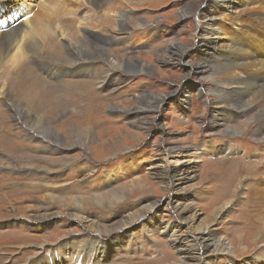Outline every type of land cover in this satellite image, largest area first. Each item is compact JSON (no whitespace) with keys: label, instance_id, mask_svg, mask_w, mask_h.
<instances>
[{"label":"rangeland","instance_id":"1","mask_svg":"<svg viewBox=\"0 0 264 264\" xmlns=\"http://www.w3.org/2000/svg\"><path fill=\"white\" fill-rule=\"evenodd\" d=\"M78 1L58 0L49 5L53 11L47 13L41 9L43 0H0L5 3L0 17H18L14 22L21 26L25 15L32 23L38 18L45 29L37 60L29 57L19 68L0 66V168L6 172L0 173V264H25L38 253L51 254L49 257L69 253L73 257L80 251L92 256L87 245H75L77 237L110 243L109 250L105 249L108 260L114 252L127 249L112 261L104 259L103 264H177L181 255L186 264H194L193 257L199 252L197 235L186 224L179 225L173 239L161 230L165 224L180 221L172 208L177 204L184 216L198 213L196 224L211 222L214 211L224 206L218 222L208 227L210 239L222 238L230 244L237 236L256 239L254 234L263 226L252 221L250 212L261 196L264 209V117L260 118L264 79L253 81L252 85L259 86L241 99L251 102L248 110L241 111L217 104L209 92L213 86L201 80L199 73L216 48L221 54L227 50L231 15L236 12L244 15L242 20L250 21L243 9L264 13V0ZM184 6L188 14L177 17ZM201 12L221 19L222 36L207 35L197 22ZM248 24L254 29H240L238 46L254 58L264 59L259 40L264 27L255 21ZM56 25L65 32L58 33ZM250 34H258V41L253 36L244 39ZM172 42L182 46L174 57L166 51ZM20 50L27 56L23 46ZM130 63H143L149 69L139 74L124 71L122 66ZM50 70L56 76L47 75ZM2 87L12 92V101L5 91L2 97ZM149 92L164 101L157 108L138 112V97ZM138 118L146 120L143 128L138 127ZM34 123L44 131L50 128V139L39 135L31 127ZM70 129L89 132L85 148L73 146ZM7 132L12 139H4ZM60 137L63 143L52 140ZM9 152L8 162L4 155ZM21 155L38 160L23 168L22 161L16 159ZM63 162L67 164L62 166ZM181 171L186 177L171 184L169 176ZM120 186H125L128 194L118 205L111 206L107 197L103 203L92 198ZM49 196L62 197V205ZM146 208L149 211L130 224L126 235H119L121 231L98 235L83 221L116 228L124 217L139 216ZM7 225L12 230L1 232ZM253 243L243 253L231 249L230 255H215L210 264H251L257 253L263 252L264 257V233ZM182 246L186 250L180 251ZM153 248L160 251L157 261L153 260ZM145 250V256H140ZM77 261L73 264H84ZM255 264L264 262L255 260Z\"/></svg>","mask_w":264,"mask_h":264},{"label":"bare ground","instance_id":"2","mask_svg":"<svg viewBox=\"0 0 264 264\" xmlns=\"http://www.w3.org/2000/svg\"><path fill=\"white\" fill-rule=\"evenodd\" d=\"M13 1H15V0H13ZM25 1H28V0H22V2H25ZM57 1L58 0H43V3L41 5L42 11H45L47 13L48 12H52L53 10L50 9L49 5L51 6V4H54ZM61 1H63V0H59V2H61ZM236 1L237 0H232V2H234V3H236ZM57 4H59V3H57ZM2 5H5V3L4 2L0 3V7ZM38 5H40V4H38ZM220 6H218V8ZM202 7H203V5H202ZM233 8H234L233 6L228 7V9L230 11H233ZM7 9H9L8 5H7ZM28 9L29 8L26 9V13L28 12ZM188 10L189 9L187 7H185V6L182 7V9H180L177 12V17H179V16L183 17V16L187 15L188 14ZM245 10L246 9H243L242 12H245L247 14V16L249 17L250 21L242 20L241 16H244V15L237 16L236 12H234L233 15L230 14L231 17H232V20L230 21V24L232 26V34L234 36V39L232 38V34L230 33L229 34V41H228V44H227L228 48L225 51V53L221 54V50L216 48L214 50V57L207 61V63L204 66L203 70L200 71V73H199L201 80H203L205 82H208V83H210L213 86L212 90H210L209 92L214 95V97L216 98L217 104L225 105V106L227 105L230 108H234L236 110H241V111H245L244 109L248 110L250 108V106H251L250 104H248V103H251L250 101H247L246 99H245L246 101H244V100H241V99H243V97L245 96L246 93H249V95H250L253 92V90H255V88H257L259 86L258 83H255L254 85H252L253 81L257 80V79H262V80L264 79V59L258 57L257 54H256L257 57L254 58L251 54H249V52L244 51L242 49V47L238 46V41L241 39L240 29L241 28H244L246 30L254 29V25L251 27L248 24L251 21H255L256 23L259 24V26L261 25V26L264 27V17H259V16L263 15L264 13H262L263 10L261 11V10H257V9H249V10H246V11ZM75 11H76V9H75ZM70 12H72V11H70ZM1 13L3 14L5 12L2 11ZM204 14L205 13L201 12L200 16L198 17L199 20H198V18L196 19V20H198L197 21L198 24L201 25L200 27L204 28L205 31L207 32V35H209V36H212L214 33H216L217 36H222L223 35L222 34L223 31H221L222 29H221L220 24H219V22H221V19L214 17V13H212L211 16H207L205 14L206 17L204 16ZM12 15H15V13L12 14ZM17 16H19V15H17ZM46 16H48V15H46ZM3 18L5 20L1 21V19H3ZM23 18H24L23 19L24 20V24L21 26L20 23H18V22L15 23L14 22L16 19H18V17L17 18H10L7 15H2V17H0V26H3V29L0 28V30H1L0 31V66L10 65L12 67H18L19 68L25 62V60H27L29 57L35 58L36 60L40 57V54H39L40 39H41V42H42L43 38H41V37H44L42 31L45 30V29L41 28V21H43V20L40 21V19L37 18L32 23V22H29V20L26 19V15ZM229 19H230V16H227V20H229ZM197 22H196V24H197ZM46 23H48V22H46ZM49 25H50V23H49ZM143 25L144 24H139L138 27H141ZM47 27H48V25H47ZM55 27H56V30L58 29V33H59V31H61L63 33V31H64L63 28H61L59 25H56ZM44 28H46V27H44ZM41 32H42V34H41V36H39V34ZM203 32H204V30H203ZM257 35L258 34H250V35H247L246 37H244V39L248 38V36H253V37L256 38V41H258ZM8 37H10V39L7 41ZM224 38L227 39L226 37H224ZM259 40L261 41L260 49H264V34H263V36H261L259 38ZM256 41H253V42H256ZM174 43H176V44H173V42H172L171 43V47L166 49V51L168 53L167 54L168 56H169V51H170V57H174L178 53L179 48L181 49V47H182L181 45H179V43H177V42H174ZM8 44H10V45H8ZM12 44H13V48H11ZM21 46L24 47L25 52H27V56H26V54H22L21 53V50H20ZM98 51L101 52L102 50L99 49ZM102 53H103V57H105L107 59L110 58L109 54L104 53V52H102ZM28 54H30L31 56H28ZM71 64H73V63H71ZM119 67L121 68V65H119ZM125 68L127 70H129V71H133L134 70L135 72H132L134 74L147 73V70L149 69V67L146 66L143 63H139V64L138 63L125 64L124 66H122V69L125 71ZM46 74L47 75L52 74V75L56 76V72H53V70L52 71L50 70ZM33 87L35 89L34 85H33ZM4 91L6 92L5 93L6 97L8 99H10L9 101H12V97H13L12 92L10 91L8 93V91L4 90V88H3L1 94L4 93ZM3 95L4 94H2V97H3ZM180 96H182V95H180ZM138 98H139L138 101H137L138 104H139L138 109H137L138 112H139V110L141 112L142 111L144 112L145 110L147 111L152 106H154V107L156 106V108H157L164 101V97H161V96L157 97V96L153 95L150 92L147 93L146 95H144L143 97H138ZM15 108H16V106H15ZM20 110H22V109H20ZM250 112H252V111H250ZM260 112H261L260 118L264 117V110L260 111ZM27 115L25 116L26 119L29 118V116H27ZM140 118H142V117H140ZM36 123H38V122H36ZM36 123L31 125V127L34 130H36L39 133V135L48 137V134L52 133L51 132L52 130L50 128L47 130V127H45L46 131H44V130L40 129L38 126H36ZM141 123H143L144 125H142ZM131 124L133 125L134 123H131ZM136 124H137V121H136ZM145 125H146V120L139 119L138 127L139 128H143ZM81 129H84V128H81ZM81 129H78L79 130L78 132L71 131V129H70L68 131V134H69L70 138L73 141L72 142L73 146L76 145V146H81V147L85 148L86 142H88V138L90 137V135L88 134L89 133L88 131L85 132V131H83ZM254 135L257 136L258 132L255 133ZM11 136L13 137L12 134L7 132L6 138H4V139L10 140V139H12ZM55 137H58V136L55 134ZM47 139H50V138L48 137ZM52 140L57 142L58 144H60V142L63 143L62 142L63 141L62 138L60 140H58L57 138H55V139L52 138ZM259 144H261V143H259ZM10 156H11L10 152H9V154H5L4 155V157L6 158V160L8 162L11 161L8 158ZM22 160H23V162H22L21 166L23 168H28V167H30L32 165L31 163H32L33 160H38V159L29 158L27 156V157L22 158ZM61 160L64 161L63 159H61ZM49 161H51V160H49ZM1 162H3V160H1ZM66 164L67 163L63 162L62 166H65ZM28 165H30V166H28ZM35 165L36 164H34V166ZM35 168H37V167L35 166ZM32 172H34V171H32ZM0 173H6V172L4 171V169L0 168ZM189 176L192 177L193 175L191 173H189ZM185 177H186L185 172L181 171L178 174L170 175L169 176V178H170L169 180H170L171 184H174V183L179 184ZM7 178H9V177H7ZM257 188H259V187H257ZM259 189H261V188H259ZM127 192H128V190H127V188L125 186H120V187H118L117 190H113L112 192L110 191V193H108L105 196L104 195H100V196H95V197H92V198L95 199L96 202H98V203L101 202V201L103 203V200L106 201L105 198L107 197V198L111 199V200H108V202L111 201V204H110L111 206L115 205V204L118 205V202H122V201L126 200L125 196L128 194ZM179 192H181V191H179ZM182 192H183V190H182ZM259 192L262 193L261 190H259ZM49 197L52 198L54 203H57V204L63 203V199L60 200L62 197H60V198H58L56 196H49ZM261 197L257 198V200L254 201L253 205L255 206V209L251 210V212H250V218L252 219V221L257 222L259 224V226L260 225L263 226L262 230H260L259 233L254 234V235H257L256 239H248V240H246L247 238H244V236L243 237L242 236H237L235 241L230 244V242H226V239H222L221 238V239L213 240V239H210L206 235V232L208 231L209 225L212 222H214V223L218 222L217 218L219 219L218 216L222 214V210H223L222 207H224V206H222L221 208L219 207L218 209H216L214 211V214L212 215L213 220L211 222L196 224L195 222H196V219L198 218V213L197 212H191L187 216H184L183 215L184 211L181 210V208H179V206L177 204V205H175L172 208H174L173 210H175V211H173L174 215L177 216L180 221H174L177 224H174V223L173 224L172 223L171 224H165V225H163L161 227V230L162 231H167L168 232V236L171 239H173L174 234L176 233L179 225L180 224H182V225L186 224L187 227L191 230V233L197 235V236H195V237H197V239L195 238L196 239L195 242L198 244L199 252L197 253L198 256H195L196 259H195V257H193V259L195 260L194 264L201 263L200 262L201 260H203V264H210L212 258L215 255H230L231 252H232L231 249H234L235 251L238 249V251H241V253L246 252V248L248 247V244L252 245V244H254L253 242H255L256 240L262 239V235L264 233V209H262V207H261V202H260ZM68 199H64L65 202L66 201L68 202ZM73 200H76V199H70L69 201L72 202ZM73 203H75V202H73ZM77 207H79V206H77ZM149 208H151V207H149ZM149 208H146L145 210L140 211L139 212L140 213L139 216H137V214L135 215V213L127 215L122 220H120V224L116 228H113L112 226L110 227L109 225L101 226V225L93 223L89 219L87 220L85 218H84L83 221H85L87 229L94 230L98 235H102L103 236V235H108L109 233L118 232V231L122 232V233H119V235H121V234L122 235H126V234L130 233V231L126 230V229H129L130 224H132L134 221H136V219L142 218L143 217L142 213H145L146 210L149 209ZM147 211H149V210H147ZM73 219L75 220L77 218L75 217ZM80 221H82V220H80ZM150 225H152V224H150ZM21 226H24V225H21ZM21 226H20V229H21ZM5 227H7V229H5L4 231L2 230L1 232L4 233L6 231L12 230L11 229L12 228L11 225H7ZM0 228H2V227H0ZM123 231H125V233H123ZM132 236H133V234H132ZM116 237H119V236H116ZM185 240H186L185 243L187 244V242L189 240L188 239H185ZM152 241H155V239L152 240ZM75 242H76L75 245H78V246H82L83 244L87 245L90 248L89 250H93L94 254L89 257V256H86L85 254H83V252L78 251V252H76L75 256H73V257L70 256L69 253H65V254L63 253V255L59 256V257H55L53 255H52V257H49V255H51V254H46L45 250H44L45 254L42 255V254L38 253V256H37L36 259L31 258L30 260L26 261L25 264H27L28 262H31L32 260L35 261L32 264H44V262H46V261H47V264H55V262H59V261L62 262V263L66 261L67 264H73L77 260L78 261L79 260L80 261H84V264H103V262H105V261H112L116 256L122 255L123 254V253H121L122 250H124V251L127 250L126 248H123V249L119 250L118 252H114V256L110 260H108V259H105L106 258L105 249L109 250V247L111 246V244L107 243V241L99 242V240L93 239L92 237H85V238L84 237H77ZM241 245H243V247H241ZM193 247L194 246H192L191 248H193ZM185 248H186V246H182L180 248V251L181 250H186ZM161 251H163V250H161ZM143 252L144 253L142 255H140V256L144 257L146 250L143 251ZM159 252L160 251H157L154 248L152 249V253L155 254V258H153L154 261H157V257L159 256ZM118 254H120V255H118ZM39 256H41V263L38 262ZM164 256L166 257V252L164 253ZM254 256H255L254 258H256L255 260L257 261V263L258 262H264L263 252L257 253ZM134 257L135 256H133L131 258H134ZM136 258H138V257H136ZM182 258H184V255H181L180 260H179V262H177V264H186L184 259H182ZM104 259H105V261H104ZM127 259H129V258H127ZM255 260H253L251 262V264H255ZM245 262H246V260H245ZM248 262L249 261H247V264H248Z\"/></svg>","mask_w":264,"mask_h":264},{"label":"crops","instance_id":"3","mask_svg":"<svg viewBox=\"0 0 264 264\" xmlns=\"http://www.w3.org/2000/svg\"><path fill=\"white\" fill-rule=\"evenodd\" d=\"M20 157V158H19ZM24 157H27L26 155H21V156H18L16 159H20V161H22L23 162V160H22V158H24ZM22 164V163H21ZM7 166H9V164L7 165ZM18 166V165H17ZM16 167V166H15Z\"/></svg>","mask_w":264,"mask_h":264}]
</instances>
